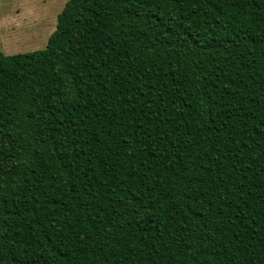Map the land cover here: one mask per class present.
<instances>
[{"label":"trees","instance_id":"obj_1","mask_svg":"<svg viewBox=\"0 0 264 264\" xmlns=\"http://www.w3.org/2000/svg\"><path fill=\"white\" fill-rule=\"evenodd\" d=\"M0 264H264V0H65L0 53Z\"/></svg>","mask_w":264,"mask_h":264},{"label":"rangeland","instance_id":"obj_2","mask_svg":"<svg viewBox=\"0 0 264 264\" xmlns=\"http://www.w3.org/2000/svg\"><path fill=\"white\" fill-rule=\"evenodd\" d=\"M65 0H0V53L45 47Z\"/></svg>","mask_w":264,"mask_h":264}]
</instances>
